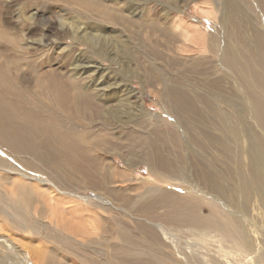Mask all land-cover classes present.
Here are the masks:
<instances>
[{
	"label": "bare ground",
	"instance_id": "bare-ground-1",
	"mask_svg": "<svg viewBox=\"0 0 264 264\" xmlns=\"http://www.w3.org/2000/svg\"><path fill=\"white\" fill-rule=\"evenodd\" d=\"M63 1L68 5L78 3L86 5L89 10L94 7L92 1L86 3L84 0ZM205 5L200 9L196 8V11L204 17H210L217 8L211 2ZM120 8V0H112L111 6L98 8L99 13L92 9L95 13L91 11L90 15H102L108 18L110 23L95 22L99 24L98 33L91 32L84 37L90 51L111 57L113 62L124 65L125 75L131 76L137 73L132 70L131 65L134 63L133 49L136 50L138 47L134 48L119 32L126 22L131 24ZM255 12L261 17H256ZM220 13L221 26L212 36L202 34L178 20L175 22L177 26H174L177 27V31L180 30L182 37L193 31L196 45L206 48L211 56L210 58L193 56L195 61L191 63L177 59L170 61L168 65L177 72V75L172 76L170 80L175 85L165 90L166 98L177 110V116L183 122L185 131L191 134L199 148V152L188 151L199 183L196 185L198 190H186L185 194L180 196L182 194L177 195L175 192L154 186V182L153 184L147 181L135 182L132 174L119 169L118 166L111 164L104 166V160L91 159L89 153L125 151L128 155L125 164L129 167L145 162L152 174L163 180L176 176L184 178L187 167L184 164L185 153H176L177 149L184 150L182 144L184 141L181 142L177 134L156 127L151 118H147L149 114L143 104L136 108V112L140 113L139 117L135 113L134 105L132 103L128 105L131 110L127 114L130 117L128 122L132 121L134 124V121L137 123L139 119L142 121L127 129V133L124 131L126 139L122 140V136L118 137L108 132L110 121L106 116L110 113L109 119L114 121L118 118V113H122L123 105L118 101L120 106L117 104L113 105V108L108 107L105 111L107 113H103L104 109L100 104L102 95L98 97L97 92L102 93L106 86H99L101 79L84 85L87 79L93 77L92 72L98 71L89 68L90 70L85 72L87 76L85 80L80 73L83 68L79 61L73 65L67 79H34L32 75L27 76L21 74V71L13 72L7 69L2 58L6 49L8 10L0 7L2 149L7 153H13L20 164L34 173L42 171L48 179H54L53 181L65 187L71 188L69 185L71 183L75 188L84 186L92 188L103 193L112 204L121 202L120 207L125 216L128 215L131 219L134 215L145 218V221H142L143 219L137 221L132 231L119 221L118 214L111 215V223L108 221L110 223L108 226L105 223L106 218L100 226L96 223V213L89 212L85 216L86 223H90L89 229L97 231L98 228L100 233H103L101 238L103 242L99 244L91 241L79 246L68 242L63 236L50 233L49 239L71 256L76 257L75 254H78L76 252L81 250L80 253L89 255V258L98 262L100 257L95 258V254L101 248L99 245L110 247L109 239L116 235L121 244H127L113 246V251L117 253L119 259L122 258L123 264H264V29H262L264 0H226ZM92 16L87 17L89 24H92ZM255 18L260 21L255 24L256 27L253 23ZM83 24L81 21L77 23L78 26ZM107 24L113 26L111 31H108L111 28ZM132 24V28L140 27ZM151 24L150 29L155 33L161 31L162 37L167 38L168 34L162 31L166 27ZM146 25L143 24L141 27L145 30L149 28ZM247 33H253L251 38ZM24 35L27 36L28 33ZM13 40H16V37H13ZM33 42L43 45V38ZM135 44L137 45L136 42ZM150 50L149 55L161 56L154 49ZM188 51H191L190 48ZM24 56L27 55L15 59L17 66L23 67L28 59V56L26 58ZM190 65L193 66L195 76H203L195 82L192 90L188 80V73L192 70ZM159 81L157 78V82ZM158 89L154 92L159 93ZM127 92L128 96L135 94L130 88ZM88 116L90 119L86 120L90 122L89 124L99 125L101 117L106 121L101 122V129L92 131L84 120ZM79 117H82V120ZM200 126L203 127L202 130ZM247 140L251 142L250 147ZM208 151H211V154ZM172 153L178 157L179 164L169 159L171 155L173 156ZM200 153L207 154L204 157L200 156ZM198 157L200 159H197ZM89 164L95 166L99 179H89L91 177V171L87 167ZM6 165L0 159V168L7 172L11 171L6 169ZM116 178L118 180L124 178V182L128 184L125 189L138 190L139 194L131 196L128 190L116 189L113 186V180H117ZM50 183L53 184L52 181ZM18 184L17 182L13 184L17 188L16 194L21 201L27 203L33 190L24 182L22 185ZM186 185L188 187V184ZM196 186L194 185V189ZM205 203H211L214 208L211 215L204 216L199 213L198 208ZM161 209L165 211L160 214ZM0 214L5 215L16 229L29 235L41 237L48 232H41L39 223L31 220L25 209L6 204L1 196ZM183 232L185 235H196V245L179 247L177 244L179 241H176L178 236L175 234ZM166 248H172L175 255L181 257L180 261L175 259L173 262H167L165 258L168 259L169 256L163 254V249ZM51 252L47 257V264H62L61 260L58 261L55 251ZM43 257L44 254L39 253L40 262ZM79 261L81 264H91L90 259Z\"/></svg>",
	"mask_w": 264,
	"mask_h": 264
},
{
	"label": "rangeland",
	"instance_id": "rangeland-1",
	"mask_svg": "<svg viewBox=\"0 0 264 264\" xmlns=\"http://www.w3.org/2000/svg\"><path fill=\"white\" fill-rule=\"evenodd\" d=\"M89 1L93 2L94 7L92 9H95V12L97 10L98 13V8L111 6L112 4V0H84L85 3ZM101 1L103 2L101 3ZM213 1L120 0V9L123 15L129 19L131 24L135 23L136 26H140L138 29L135 27L132 28L133 24L131 25L126 22L127 24H124V27H119V32L122 34L123 39H128L134 48L138 47L136 50L133 49L132 55L134 63L132 65L130 64L132 70L137 73L128 76L123 73L124 65L121 66L116 61L113 62L111 57L108 58L103 55H97L93 50L90 51L87 47L85 41L86 37L84 36L91 32V34H97L99 24L95 22L103 21L110 23L108 18L102 15L92 16L90 14L95 12L92 11V9L89 10L86 8V5L79 3L78 5H68L63 0H0V7L3 6L5 10H8V19L6 20L9 21V23H6V49L2 60L10 71H21V74L27 76L32 75L34 79H67L70 77L71 69L77 61L81 62L80 64L83 70L80 73L81 75L83 74L82 78L85 80L87 79L85 72H88L90 69L93 71L97 69L98 72H92L93 79H87L84 85H90L93 81L95 82L101 79L102 82L99 83V86H106L102 93H99V91L97 92L98 97L100 94L102 95V102L100 104L101 108L104 109L103 113H107L105 111L108 110V107L113 108V105H117L118 101H121L123 105L121 107L122 113H118V118L114 121L109 119L110 113L106 116L107 120L110 121V126L108 125L107 131L114 133L115 136H122V140L126 139L124 131L127 133V129H131V126H135V124L142 121L139 119L137 123L134 121V124H132V121L128 122L130 117L127 114L131 112L128 105L130 103L134 105L135 113L139 117L140 113L136 112V108L143 104L149 114L147 118H151L156 127L177 134L181 142L184 141V143H182L184 150L178 151L177 149L176 153H185L183 154L185 156H183L185 158L184 164L187 165L188 168L186 167V175L184 174V178H182L183 176H176L173 177L174 179L163 180L154 176L148 164L145 162L139 163L133 167L127 166L125 161L128 155L125 151H118V153H89L91 159L99 158L104 160V166L106 164H111L115 167L118 166L119 169L132 174L135 182H154V184L152 183L154 186L169 190L172 193L182 194L180 196H183L186 190H198L196 185L199 183L196 179L193 160L190 159L188 151L193 150L199 152V148L194 143L191 134L185 131L186 128L184 129L183 122L179 119V116H177V110L166 98L165 90L175 85L170 80L172 76L176 77L177 75V72L168 67V65H170V61L172 62L177 59H184V61L191 63V61H195L196 56L204 58H210L211 56L206 48L196 45L194 40L195 33L193 31L187 32L186 36L182 37L179 32L180 30L177 31V27L174 26H177L175 22L178 20V22H185L184 24L187 26L190 25V27L199 30L202 34L209 36L216 34L221 26L220 9L223 8V4H225L226 0ZM207 2H211L214 7L217 8L210 17H204L196 11V8L200 9L206 6L205 4ZM88 15L93 17L92 24H89L87 20V17H89ZM255 16L261 17V15H258L256 12ZM253 20L256 21L253 22L254 25L260 23L259 19L255 18ZM80 21L84 22L82 26L77 25ZM151 23L155 25L161 24L163 26L162 28L166 27L165 30H160L168 34L167 38L165 39L162 37L161 31L155 33V31L150 29L149 25H152ZM143 24H147L146 26L149 28L144 30L141 27ZM107 26L111 28L108 31L113 29L112 25L107 24ZM78 27L81 29H78ZM129 27L131 30H129ZM119 28L114 29L119 30ZM262 29L264 28L262 27ZM25 33H28V35L25 36ZM247 35L251 38L253 33H247ZM13 37H16V40H13ZM38 38H43V45L37 42L32 43V41H36ZM188 48H190V52ZM150 49H154L161 56L149 55L148 52L151 51ZM22 55H27L28 59L25 61L23 67H20L15 64V59L20 58ZM67 55L69 57H67ZM27 56L24 57L26 58ZM165 66L168 67V69ZM192 67L193 66L190 65V68ZM169 72L170 74H168ZM157 78L160 80L159 82H157ZM200 78L202 79L203 76H195L192 68L190 73H188V80L191 85L190 90H192V86L195 87V82L200 80ZM32 85H34V82ZM165 85L168 86L166 87ZM128 88L132 89L135 94L128 96ZM157 88L160 90L159 93L154 92ZM118 105L120 106L121 104ZM119 118L122 120L119 121ZM79 119L82 120V117H79ZM86 119L89 120L90 116L84 119L89 124L90 122ZM103 121L106 120L101 117L99 125L96 123L89 124V130L95 131L101 129V122ZM250 127L253 128L252 126ZM202 129L203 127L200 126V130ZM249 143H251L250 140H247L248 147L251 145ZM208 152L210 153L211 151ZM172 154V158L169 157V159L179 164L180 161L178 157H176V154ZM200 154V156L205 157L207 153ZM210 154H208L209 157ZM0 159L3 160V163L7 164L5 166L6 169L11 170L7 172L0 168V196L3 198V201L15 208L19 206L25 209L26 213L30 215L29 217L31 220L37 222L36 224L39 223L38 225L42 230L41 232L48 231L46 235L41 237L29 235V233L16 229L15 226L11 225L10 220H8L5 215L0 214V264H47V257L49 256V252L52 253L51 250L53 252L55 251L58 261L61 260L62 264H81L79 259H90L91 264H123L121 261L122 258L119 259L117 253L113 251V246L116 245L120 247L127 246V244H121L116 235L110 237V247L99 245L101 248H99L98 252L95 254V258L100 257L97 262L95 259L89 258V255L80 253L81 250L76 252L78 254H75L79 259L71 256L66 250L54 244L52 239H49V234H58L63 236L68 242H72L79 246H84L91 241L98 242L99 244L103 242L101 240L103 233L101 234L97 227V231L89 229L90 223H86L87 218H85L89 212L93 211L96 213V223H99L100 226L103 224L104 218H106L105 223L108 226V224L111 223V215L114 216L118 214L119 221L127 225L132 231H134L137 221H141L142 219V221H145L144 217L134 215L131 219L128 215L125 216L122 207H120V201H116L120 203L112 204L103 193L96 192L92 188H87L86 186L75 188L71 183L69 184L71 188L65 187L61 183L53 181L54 179H48V176L42 171L39 173L32 172L24 167V165L20 164V161H18V158H16L13 153L5 152L1 144ZM197 159H200V157ZM175 160L178 161L176 162ZM87 167L91 171L90 174L92 178L90 177L89 179H99V177L96 176L97 172L95 166L89 164ZM77 176L80 177V174ZM118 178H116L117 180H113V186L116 187V189L127 191L128 189H125V187H127L128 184L124 182L125 179L120 178L121 180L119 179V181ZM83 179L84 178H81V180ZM48 180H51L53 184ZM85 181H87V179H85ZM14 182L20 185L24 182L30 187L29 189L32 188L33 191L31 190L32 192L30 198L27 199V203L18 198L16 194L17 188L13 185ZM186 184H188V187ZM194 185L196 186L195 189ZM183 186L187 187V189ZM127 192L131 196L133 194V196L139 194L138 190H131V188ZM201 206L199 207L200 209L198 208L201 215L208 216L213 213L214 208L211 203H205V205L202 204ZM164 211V209H161L159 213H164ZM147 219L148 218H146V222H148ZM108 221L110 223H108ZM86 230L88 233L85 234L84 231ZM90 233H92V235ZM183 234L184 232L175 234L178 236V240L176 239V241H179V243H177L179 247L186 248L188 244L196 245V235L186 234V236ZM163 251L165 256H169L168 259L165 258L167 262H173L175 259L180 261L181 257L176 256L172 248H166L163 249ZM33 253H35L34 256ZM39 253L44 254L41 262L38 259ZM26 260H28V262H25Z\"/></svg>",
	"mask_w": 264,
	"mask_h": 264
}]
</instances>
